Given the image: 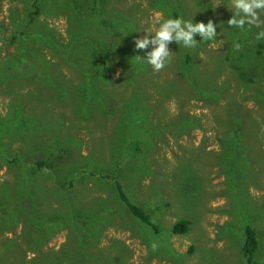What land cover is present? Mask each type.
<instances>
[{"label":"rangeland","instance_id":"1","mask_svg":"<svg viewBox=\"0 0 264 264\" xmlns=\"http://www.w3.org/2000/svg\"><path fill=\"white\" fill-rule=\"evenodd\" d=\"M53 1L54 6L48 4V0H36L39 13L31 22L29 14L34 10V0H0V121L10 120L16 127L10 107L18 101L16 106L22 111L18 125L21 126L23 117L32 130H28L30 135L27 137L20 138L16 134V137L3 141L12 143L13 149L21 150H29L30 146L41 143L48 146L58 141L71 144L75 157L72 162L76 159V150L82 164L91 161L90 169L96 172L92 179L83 175L74 177L76 185L85 181L80 188L86 189V197L107 199L112 192L111 182L100 178L97 173L118 167L119 182L128 198L151 213L162 230L168 231L179 220L189 222L186 234L161 233L153 235L148 243L145 229L138 236L132 231L136 223L117 219L104 229L100 241L85 251L89 254L107 253L111 247L121 244L130 252L127 264H246L242 231L244 222L250 221L248 223L256 230L259 239L262 249L259 256L264 264V207H261L264 203V39H255L256 32L261 29L235 28L238 33L233 44L241 45L235 52L243 53V64L254 68L252 82L246 83L239 72L250 67L241 66L237 72L227 62V56L235 53L228 33L233 27L227 24L232 16L230 0H219L222 5L216 8L218 0H103L102 10L94 13H91L89 0H76L73 7L77 12L79 10L78 17L69 11L74 0ZM156 12H162L165 18L192 19L193 23L205 24L212 20L217 25L216 40L208 43L199 40L200 47L191 64L192 71L200 73L202 85L208 79L217 86H224L225 91L216 103L198 101L178 74L181 44L171 43L169 50L174 53L171 62L159 72L153 71L146 63L150 66L149 73L143 72L137 79H142L138 84L142 87L145 83L146 88L143 93L147 106L145 132L142 128H133L131 134L136 141L133 144L129 141L130 145H127L121 131L119 138L115 134L116 119L122 115L120 111H114L123 110L121 103L126 105V98L134 86V79L130 81L131 87L121 80L122 72L127 69L114 60L109 78L119 94L104 97V100L115 102L112 109L99 102L98 97H93L92 108L82 102L77 104L73 98L75 94L69 103L58 101L55 91L44 89L43 82L40 83L39 79L45 76L32 59L42 52L50 74L62 80L68 89L80 82V72L72 60L83 58L82 51L74 47L63 62L53 48L38 45V49L32 51L29 42L34 33H38L33 31L45 28L52 31L50 36L57 43L69 44L68 31L74 24L73 28L81 35L97 34L100 39L111 40L118 48L119 43L109 35L107 26L100 27L102 23L108 21L111 26L114 20H118L115 27L123 29V33L134 34L138 39L154 31L152 19ZM261 19H264V13ZM144 51H151V46ZM34 72L40 73L37 76ZM163 85L173 88L168 95H163ZM99 86L106 91L110 85L105 86L101 81ZM83 109L86 111L82 112ZM230 112L239 116L251 133L246 142L249 149L242 144H230V149L237 158L245 161L250 154L254 160L258 180L246 189L252 207H236V201L226 195L225 177L218 167V157L222 155L219 141L231 124ZM179 115L197 120L198 126L179 134L173 125ZM32 117L35 121L31 125ZM239 168L242 169L243 165ZM62 171H57L56 176L50 172L45 177V190L53 185L50 176L63 180L61 176L65 173ZM12 175L7 163L0 159V183L10 181ZM71 196L78 201L76 190ZM61 200L62 196L46 198L47 207L42 206L40 211L45 216L63 211ZM9 222L8 216L5 221H0V264H63L65 259H75L80 251L74 246L76 241L70 240L68 230L42 241L38 240V231L35 233L33 228L22 223H17L13 230L7 229ZM50 231L51 226H47L46 233ZM157 241L164 246L154 251L152 244ZM170 250L174 256H169Z\"/></svg>","mask_w":264,"mask_h":264},{"label":"trees","instance_id":"2","mask_svg":"<svg viewBox=\"0 0 264 264\" xmlns=\"http://www.w3.org/2000/svg\"><path fill=\"white\" fill-rule=\"evenodd\" d=\"M52 1L48 0L47 3L54 6L55 2ZM74 1L69 11L75 14L74 17H78L79 10L77 12L73 7L77 1ZM102 2L103 0H89L91 13L99 9L102 10ZM32 6L34 10L29 14V19L31 22H34V17L39 13L36 0L32 3ZM117 22L118 20H114L112 22L113 25L108 26L110 22L107 21V23H102L100 27L107 26L106 29L110 32L109 35L114 38V42L119 43L118 48L114 46L111 40L100 39L97 34L90 36L81 35L77 32L76 28H73L74 24L68 31L69 44L63 45L57 43L53 36H50L52 34L50 29L38 28L33 31L38 33H34V38H30L29 48L32 51L38 49V45L42 48H53L56 51L55 55L58 58L60 57L61 59L59 60L63 62L74 47L81 50L83 58H73L72 60L73 66L80 72V82L75 87L68 89L64 86L62 80L56 79L50 74L47 69L48 63H45L42 52H38L36 59L32 60L36 64H39L37 69L45 76L41 80L39 79L40 83L43 82L44 89H53L57 95L55 98H59L58 101L69 103L68 101L71 102L72 100L70 97L75 94L76 97L73 98L76 99L75 102L77 104L82 102L87 104L86 107L91 108L93 97H98L99 102L106 103L109 109H112V104L115 102L104 100V97L119 93L116 92L115 86L110 82L109 74L114 66V60L118 61L120 66L125 67L127 71L122 72L121 78L123 83L131 87V80L134 79L135 81L129 96L126 98V105L121 103L123 110H114L115 113H119L117 111H120L122 115V117L116 119L115 128L117 132L115 134L119 138L121 131L127 145H130V143L133 144L136 141L131 134L133 128H142L145 132L144 118L147 114V106L143 93H146V88L145 83L142 87L138 84V81L142 79H137L141 73H149L150 66L146 64V61L136 60L135 56L144 57L146 52L135 49L134 34L123 33V29L119 30L115 27ZM246 27L248 26L246 25ZM235 28L233 27L231 31H228L231 45L236 40L238 33V30ZM195 39L198 43L195 48H185L182 44L179 46L182 55L177 59V65L179 66L178 74L187 83L190 92L196 95L198 101L213 104L222 97L225 87L217 86L208 79L202 85L200 73L192 71L191 59L197 53L200 47L199 44L201 43L199 36H196ZM206 42L208 43L209 41H204V43ZM83 44L86 45L83 46ZM227 58V62L231 64L232 68H236L237 72L241 66L243 68L250 67L243 64V53H230ZM253 69L250 67V69L245 70L248 72H239V74L241 73V79H245L246 83L252 82L255 76ZM38 73L34 72L33 74L38 76ZM45 74H48V76ZM101 81L105 82V86L110 85L106 91L99 86ZM163 86V95H168V92L173 89L169 86ZM17 103L18 101H14V107H10L11 113L15 116L12 120L15 123L17 122L16 127L14 128L11 125L9 119V121H0V159L7 163L10 172L13 174V179L11 178L8 182L0 183V221H5L7 216L10 217L7 229L10 230L11 228L13 230L17 223H22L24 226L33 228L35 233L38 231V240L42 239V241L51 238V236L60 231H70L69 238L76 241V245L74 246L79 247L80 251L77 252L75 259H65L66 262L63 264H72L74 261H77L75 264H127L126 259L128 256L130 257V252L125 245L119 243V246L108 249L107 253L98 252L89 254L85 251L96 245L100 241V236L104 229L113 224L117 219H121L123 222L129 219L136 223L132 231L138 236L141 235L142 229H145V232L148 233V243H151L153 235H160L161 233H164V235H184L188 232L189 222L186 220L175 222L168 231L166 229L162 230L154 222L151 213L128 198L119 182L121 177L118 173V167H115L113 171L97 173L100 175V178L111 182L112 192L109 193L107 199H104V197H86V189L80 188L85 185V181L80 185H76L74 177L83 175L86 178L92 179L95 177L96 172L90 169L91 161H88L87 164H82L83 160L80 159L76 150V159L72 162L75 157L73 156V149L71 150L70 147L72 146L71 144L67 145L58 141L53 146L41 143L30 146L29 150L13 149L12 143L4 142L3 139L16 137V134L20 138L23 136L27 137L30 135L28 130H31L27 126V120H24L23 117H21V126L18 125L19 115L22 114V111L19 106H16ZM84 111L86 109H83L82 112ZM229 115L232 117L231 124L226 127L227 132L224 133L223 139L219 141L222 147V155L220 154L218 157V167L225 177V184L227 186L226 195L231 196L236 201V207H252L251 201L246 196V189L252 183L256 184L258 180L257 172L254 169V160L250 154L245 161L237 158L232 154L230 149V144H242L243 147L246 146L249 149V145L246 142L249 141L251 133L239 116L232 112ZM30 119L31 122L33 121L31 125L34 124L35 118L32 117ZM173 125L179 134H183L196 128L198 123L193 118L179 115ZM40 127L43 129L44 125L42 124ZM241 164L243 165L242 169L239 168ZM59 170H63L62 174L65 173L61 176L63 180H60L58 177L55 179L56 173ZM50 172H54L55 175L53 177L50 176L53 179V185L51 189L45 190L44 179ZM75 190L78 192V201L71 196ZM59 196H62L61 207L65 209L45 216L40 211L42 206L47 207L45 199L49 197L58 199ZM261 207H264V203ZM236 214L241 217L239 213ZM248 218H251V216L248 215ZM248 222L250 221L244 222L246 224L242 231L243 238L241 242L246 264H261L262 261H260L259 253H261L262 249L259 239L256 230ZM257 223L260 224V222ZM254 224L256 225V222ZM47 226H51L52 228V231L48 234L46 233ZM157 245L158 248L164 246L160 241H157ZM169 256H174L171 250Z\"/></svg>","mask_w":264,"mask_h":264},{"label":"clouds","instance_id":"3","mask_svg":"<svg viewBox=\"0 0 264 264\" xmlns=\"http://www.w3.org/2000/svg\"><path fill=\"white\" fill-rule=\"evenodd\" d=\"M221 5L218 0L215 8ZM230 6L232 16L227 21L228 26L241 30H244L246 25L248 30L252 27L261 29L255 39L257 41L264 39V19H261V14L264 13V0H230ZM152 24L154 31L135 39L134 45L136 50H146L151 46V51H147L144 57L135 58L137 61H146L155 72L162 71L171 62L174 55L169 50L171 43L182 44L185 48H195L198 45L196 36L200 37V41L216 40L217 25L212 20L206 24L193 23L192 19L186 21L183 18H165L162 12H156ZM240 48L239 43L233 44L234 51H239ZM157 247L156 243L152 244L154 251Z\"/></svg>","mask_w":264,"mask_h":264}]
</instances>
